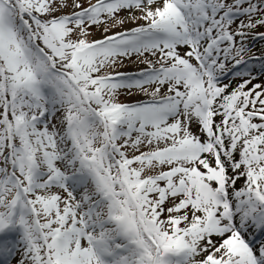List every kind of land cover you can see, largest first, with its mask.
Returning <instances> with one entry per match:
<instances>
[{"label": "snow or ice", "instance_id": "obj_1", "mask_svg": "<svg viewBox=\"0 0 264 264\" xmlns=\"http://www.w3.org/2000/svg\"><path fill=\"white\" fill-rule=\"evenodd\" d=\"M254 39L264 0H0V264H264Z\"/></svg>", "mask_w": 264, "mask_h": 264}, {"label": "rangeland", "instance_id": "obj_2", "mask_svg": "<svg viewBox=\"0 0 264 264\" xmlns=\"http://www.w3.org/2000/svg\"><path fill=\"white\" fill-rule=\"evenodd\" d=\"M251 47L253 48L254 52H256V54H259V51L261 49H264V41L259 40V39H254L249 41ZM255 63V67L257 69V71L259 70V63L258 62H254ZM130 67H134V66H130Z\"/></svg>", "mask_w": 264, "mask_h": 264}]
</instances>
